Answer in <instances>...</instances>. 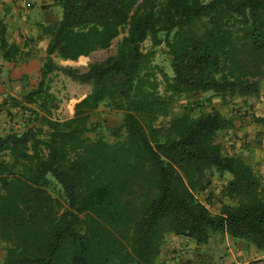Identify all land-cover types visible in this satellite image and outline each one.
Listing matches in <instances>:
<instances>
[{
  "label": "trees",
  "instance_id": "trees-1",
  "mask_svg": "<svg viewBox=\"0 0 264 264\" xmlns=\"http://www.w3.org/2000/svg\"><path fill=\"white\" fill-rule=\"evenodd\" d=\"M54 1L62 14L43 28L49 43L37 81L11 99L23 129L0 134L1 264H163L169 235L206 245L221 234L264 250L261 179L214 142L232 121L209 98L208 111L192 114L207 93L222 101L259 94L264 0ZM120 35L115 53L84 72L54 60L88 57ZM160 46L172 75L154 63ZM55 72L91 87L65 120L53 118ZM182 98L184 112L172 114ZM101 107L121 114L110 140L92 121ZM225 174L230 203L213 213L195 194Z\"/></svg>",
  "mask_w": 264,
  "mask_h": 264
},
{
  "label": "rangeland",
  "instance_id": "rangeland-1",
  "mask_svg": "<svg viewBox=\"0 0 264 264\" xmlns=\"http://www.w3.org/2000/svg\"><path fill=\"white\" fill-rule=\"evenodd\" d=\"M205 25V21L197 22L192 28L193 31L199 33ZM122 35L117 37L112 45L106 50H99L92 53L88 57H84L80 60L74 61V63L63 62L62 67L76 68L81 72L87 69L88 64L93 62H101L108 56L115 53L117 44L119 43ZM150 43L145 42L143 44L144 49H149ZM157 53L154 58L155 65L166 72L168 75H172L170 66V57L166 53L163 46L156 49ZM159 79H161L159 77ZM89 83H81L71 80L69 77L61 72H55L52 74L51 91L59 98V109L53 114V118L57 120H65L73 114L74 102L90 92ZM162 90V86L160 88ZM210 99V102L214 108H216L220 114L232 121V126L224 131H220L214 142L219 144L223 153L226 155H236L247 162L253 169L256 175L261 179L264 186V82L261 83L260 92L257 96L249 98H233L225 101L220 100L207 93L202 96L196 97L194 100L201 99L202 107L193 111V115H198L200 111H208L209 106L206 99ZM188 99L182 98L173 106L174 115H179L184 112V108L187 105ZM121 114L109 110L105 107H101L93 116L92 121L99 122L102 125L101 132L107 139H111L108 129L118 126L120 123ZM168 118L160 119L161 123H166ZM23 118L21 117V120ZM18 125L15 123V126ZM23 128V125H22ZM21 129H16L21 131ZM15 130V129H14ZM13 131V130H11ZM230 179L228 174L223 177L214 175L211 178L210 186L203 192H197L195 194L198 201L205 205L213 213H217L222 203H230L228 199L223 196V189ZM221 234H214L211 236V241L215 236H219V244H223L225 239H222ZM170 236V235H169ZM169 236L167 238H169ZM224 236V235H222ZM167 238L163 244L161 253L164 252L166 247ZM229 242L238 244L245 252L246 264H264V250H258L255 247L249 245L243 240L228 238ZM217 240H214L212 244H208L210 247H214ZM205 247V246H204ZM216 247V246H215ZM225 249V247H224ZM188 251H193V248H188ZM224 253V252H223ZM174 254V251L173 253ZM176 254V253H175ZM4 255L3 246L0 243V264ZM182 255V254H180ZM194 254H192L193 257ZM226 255V254H225ZM198 256H201L200 254ZM195 257V256H194ZM182 261V260H181ZM226 261V256L220 255L215 257L214 263H223ZM165 261H163L164 263Z\"/></svg>",
  "mask_w": 264,
  "mask_h": 264
},
{
  "label": "crops",
  "instance_id": "crops-1",
  "mask_svg": "<svg viewBox=\"0 0 264 264\" xmlns=\"http://www.w3.org/2000/svg\"><path fill=\"white\" fill-rule=\"evenodd\" d=\"M61 14L62 10L54 0H0V30L3 28V38L8 46H12L6 59L0 48V134L22 128V112L13 106L11 99L21 100V96L36 83L49 43L48 36L43 34V28L59 21ZM82 58L84 57L78 60ZM54 60L58 65L63 62L74 63L69 60ZM15 123L18 125L15 126ZM220 236L225 242L219 244L220 237L215 236L213 241L217 242L209 249L208 244H212V238L206 245H196L186 238L170 235L158 262L213 264L215 257L223 254L226 261L222 264H246L244 250L238 244L229 242L227 235ZM188 248H193V251H188ZM173 251L174 254H171Z\"/></svg>",
  "mask_w": 264,
  "mask_h": 264
},
{
  "label": "built area",
  "instance_id": "built-area-1",
  "mask_svg": "<svg viewBox=\"0 0 264 264\" xmlns=\"http://www.w3.org/2000/svg\"><path fill=\"white\" fill-rule=\"evenodd\" d=\"M24 115H26V114H24Z\"/></svg>",
  "mask_w": 264,
  "mask_h": 264
}]
</instances>
